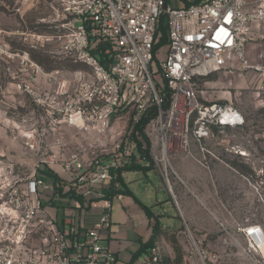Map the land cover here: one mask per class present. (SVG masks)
Wrapping results in <instances>:
<instances>
[{"label":"built area","instance_id":"1","mask_svg":"<svg viewBox=\"0 0 264 264\" xmlns=\"http://www.w3.org/2000/svg\"><path fill=\"white\" fill-rule=\"evenodd\" d=\"M64 10L71 17L64 51L84 67L58 79L30 61L26 89L46 108L48 124L41 130L38 122L32 124L24 133L25 145L46 158L28 179L0 185V264H120L103 240L111 234L113 198L123 194L109 198L107 192L112 183L120 187L118 170L146 161L138 149V140H144L136 123L157 107L147 125L153 129L150 156L171 190V177L177 176L173 153L192 155L195 143L210 154L206 140L247 124L231 100H203L200 82L224 71L252 72L264 80V60L254 62L248 55L250 41L264 26V0H68ZM162 19L168 50L153 69ZM41 75L57 86L38 92L34 82ZM125 109L131 126L107 155L71 148L56 133L73 128L100 137ZM39 170H52L60 180ZM94 208L101 212L90 223ZM253 226L243 231L260 239ZM132 264L169 263L155 245Z\"/></svg>","mask_w":264,"mask_h":264},{"label":"rangeland","instance_id":"2","mask_svg":"<svg viewBox=\"0 0 264 264\" xmlns=\"http://www.w3.org/2000/svg\"><path fill=\"white\" fill-rule=\"evenodd\" d=\"M67 2L0 0V185L28 179L46 158L40 150H30L25 145L24 133L32 124L38 122L39 130L48 124L46 108L35 103L26 89L25 84L29 82L31 74L30 61L38 63L45 73H53L58 79L67 78L75 70L84 67L75 63L64 51L66 35L70 32L67 23L71 19L64 10ZM257 33L264 35V26ZM255 35L249 44L255 46L251 49V57H261V61L264 60V38ZM167 50L166 45L162 46L157 59L164 60ZM33 55H37L38 59ZM154 63L153 69L156 60ZM244 74L251 76V81L238 102L246 106L248 122L241 128H228L224 134L229 138L228 146H234L233 150H236V144L249 149L248 155L234 153L232 158L245 180L243 212L245 215L253 213L254 224L249 225L260 228V232H257L260 239L253 240L246 236L243 230L248 224L240 227L238 234L228 235L231 243L226 245L218 238L213 240L214 246L208 245L188 231L181 234L180 238L167 236L168 245H158L163 256L169 258V264H264V80L252 72ZM203 82H200V90L204 88ZM57 84L56 80L41 75L34 82V88L44 94ZM130 116L128 110L119 114L110 129L100 137L81 134L73 128H62L59 134L56 133L71 148L80 146L88 149L90 155H107L124 139L131 126ZM147 130L152 143L153 129L147 127ZM130 175L136 176L134 187L144 204L155 205L160 185L156 173L136 171ZM135 202L129 195H124L123 200L115 196L112 209L114 234L117 229L124 237L122 240L131 247L138 243L134 234L143 229L149 219L140 204ZM1 226L4 223L0 219ZM177 248H180L182 258Z\"/></svg>","mask_w":264,"mask_h":264},{"label":"crops","instance_id":"3","mask_svg":"<svg viewBox=\"0 0 264 264\" xmlns=\"http://www.w3.org/2000/svg\"><path fill=\"white\" fill-rule=\"evenodd\" d=\"M253 48L255 46L248 45L249 58L254 62L260 61L261 57L260 59L256 56L251 57ZM250 77L244 73L231 74L228 71L213 74L204 80V88L200 90L201 98L206 102L231 100L248 122V110L243 102H238V99L249 87ZM228 139L225 134H216L214 138L206 140L205 144L211 151L210 154L203 153L195 143L191 147L192 155L187 156L184 152L173 153L171 163L177 176L171 177V190L156 168L147 171L156 173L160 185L156 194V206L147 204L153 211L155 206L156 211H152L154 217H149L148 224L146 223L143 229L134 234V239L138 241L137 245L131 247L128 242L122 240L124 237L117 229L114 234L113 220L111 234L103 240V243L110 244L115 250L120 264L130 263L140 242H146L152 237L156 222L160 230L155 245L159 243L168 245L167 236L180 238L186 231L207 242L208 245L214 246L213 240L217 238L222 239L223 245H226L230 242L228 235L238 234L240 227L246 224H254L253 213L245 215L242 209L245 180L238 164L233 162L235 150H233L234 146H228ZM235 146V149L249 151L241 145ZM132 172L136 171H124L123 178L134 194L145 203L134 187L136 176L130 175ZM123 199L124 194L120 200ZM100 210V208L91 210L88 214L90 223L99 216Z\"/></svg>","mask_w":264,"mask_h":264},{"label":"trees","instance_id":"4","mask_svg":"<svg viewBox=\"0 0 264 264\" xmlns=\"http://www.w3.org/2000/svg\"><path fill=\"white\" fill-rule=\"evenodd\" d=\"M160 30L162 31V36H161L159 42L155 45V48L153 50V58L156 61H157L156 54H157L158 50L162 46H164V45H166L168 43L167 29H166V26H165V24L163 22V19L161 20V23H160ZM33 57L35 59H38L37 55H33ZM40 63H42L41 60H40ZM167 104H168V101H166L164 106L166 107ZM126 110H128V109H125L124 111H126ZM156 116H157V107L154 106L135 125V130L138 131L139 135L143 137V140L147 144V147L144 148L143 147L144 143L141 140H138V149H139L140 153L145 157V159H146L145 163L141 164V163L133 162V163L127 164L122 169L118 170V175H117L116 181L119 182L120 187L116 188V186H114V184L112 183L111 186H110L109 191L107 192L108 193L107 197H109V198H112L113 196H115L118 193H121V194H124V195H129V196L133 197L134 200L138 204H140V206L144 209L145 213L150 218L154 217V213L152 212L151 208L148 207L146 204H144L134 194V192L128 187L127 183L125 182V180L123 178V172L124 171H144V172H147V171H150V170H152L154 168V165H153V162H152V158L150 156V147H151L152 143L150 142V139L148 138L145 129H146L147 125L151 122V120H153ZM38 174L44 175L46 177H52L55 180H60L59 175L56 172L52 171V170H39ZM59 190L61 191L62 189L59 188ZM63 196H68V195L64 194ZM79 199H80L81 202L84 201V198L82 196L79 197ZM59 209H60V212L62 213L63 209H64V205L60 206ZM159 230H160V227H159L158 223L156 222L154 224V227H153V235H152V237L146 242H144V241L140 242V246L133 253L132 259H131L129 264H132L137 259H139L140 257L144 256L145 254H147V253H149L151 251V249L155 246L156 238H157V235L159 234ZM177 253H179V257L182 258L180 248H177ZM166 261L168 262L169 258H166Z\"/></svg>","mask_w":264,"mask_h":264},{"label":"bare ground","instance_id":"5","mask_svg":"<svg viewBox=\"0 0 264 264\" xmlns=\"http://www.w3.org/2000/svg\"><path fill=\"white\" fill-rule=\"evenodd\" d=\"M244 155H248V153L244 152ZM253 228L255 229V226H253ZM256 232H260V228L258 226H256Z\"/></svg>","mask_w":264,"mask_h":264}]
</instances>
